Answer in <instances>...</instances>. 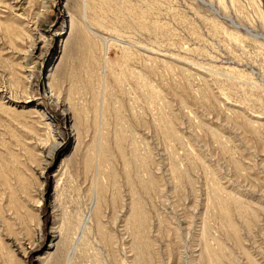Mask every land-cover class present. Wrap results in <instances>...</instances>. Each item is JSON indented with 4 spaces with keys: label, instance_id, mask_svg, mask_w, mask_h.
Masks as SVG:
<instances>
[{
    "label": "rangeland",
    "instance_id": "rangeland-1",
    "mask_svg": "<svg viewBox=\"0 0 264 264\" xmlns=\"http://www.w3.org/2000/svg\"><path fill=\"white\" fill-rule=\"evenodd\" d=\"M54 1L0 0V264H264V0Z\"/></svg>",
    "mask_w": 264,
    "mask_h": 264
},
{
    "label": "bare ground",
    "instance_id": "bare-ground-1",
    "mask_svg": "<svg viewBox=\"0 0 264 264\" xmlns=\"http://www.w3.org/2000/svg\"><path fill=\"white\" fill-rule=\"evenodd\" d=\"M204 2V1H203ZM62 3V0H55L54 1V4L53 5H55V7H57L59 4H61ZM211 5V4H210ZM211 6H213V5H211ZM213 8L214 9H216L214 6H213ZM62 11H65V9H62ZM230 21L233 23V24H235V26L238 28L239 26H238V24L231 18L230 19ZM88 28H90V30H92L93 32H95L91 27H89L88 26ZM247 30H248V28H247ZM246 31V30H245ZM249 32H250V30H249ZM96 33V32H95ZM97 34V33H96ZM254 34V33H253ZM256 35V34H255ZM257 35H259V34H257ZM261 36H263L264 37V35H261ZM101 37V39L104 41V42H108V39H106L105 37H103V36H100ZM34 50H32L31 51V55L33 56V54H34ZM49 93H50V91H49ZM50 95H51V97H53L55 100H57V103H59L60 104V101H59V99H57L55 96H54V94L53 93H50ZM50 97V96H49ZM29 101H27V102H25V103H28ZM36 107H35V110L37 109V110H39V111H42V112H45L44 110H42L41 109V107H39V105H35ZM61 107L63 108V111L66 113V114H68L69 113V109L66 107V105L65 104H61ZM34 110V109H33ZM48 117H50V116H48ZM50 120L51 121H54L55 119H54V117H50ZM57 125V124H56ZM55 125V126H56ZM59 138V137H58ZM55 151V150H54ZM43 175H44V173H43ZM96 203H97V199H94L92 202H91V204H90V209H89V213L88 214H86L85 215V217L83 218V221H82V223H81V227L84 229L85 228V226L87 225V223H88V221L91 219V211L94 209V207L96 206ZM94 211V210H93ZM82 229V230H83ZM81 232V231H80ZM75 244H77V243H75ZM52 245V244H51ZM75 246V245H74ZM75 248V247H74ZM75 250V249H74ZM73 251H72V253H70V255L68 256V263H70L71 262V258H72V256H73Z\"/></svg>",
    "mask_w": 264,
    "mask_h": 264
}]
</instances>
